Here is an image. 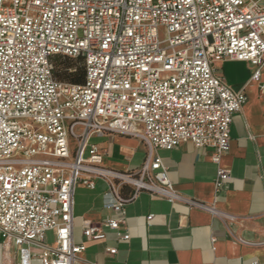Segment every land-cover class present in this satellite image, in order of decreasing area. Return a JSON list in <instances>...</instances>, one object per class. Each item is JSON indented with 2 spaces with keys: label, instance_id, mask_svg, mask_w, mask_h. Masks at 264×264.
I'll use <instances>...</instances> for the list:
<instances>
[{
  "label": "built area",
  "instance_id": "1",
  "mask_svg": "<svg viewBox=\"0 0 264 264\" xmlns=\"http://www.w3.org/2000/svg\"><path fill=\"white\" fill-rule=\"evenodd\" d=\"M57 58L80 59L84 82L57 79ZM228 60L255 66L264 90L263 0H0V232L19 250L15 264H76L86 249L73 235L76 189L99 179L114 216L85 221L86 240H104L107 229L129 240L126 207L144 191L219 215L178 193L155 152L212 147L216 195L223 190L231 173L222 157L247 102L214 70ZM92 132L139 138L143 164L105 167Z\"/></svg>",
  "mask_w": 264,
  "mask_h": 264
},
{
  "label": "crops",
  "instance_id": "2",
  "mask_svg": "<svg viewBox=\"0 0 264 264\" xmlns=\"http://www.w3.org/2000/svg\"><path fill=\"white\" fill-rule=\"evenodd\" d=\"M213 67L234 91L247 95L246 104L234 115L230 148L222 157L221 167L231 173L223 190L216 195L212 147L197 148L188 141L155 153L178 193L213 204L220 214L144 191L126 207L121 232L128 233L129 240L109 229L104 240H86L85 221L99 223L114 213L105 208L112 200L105 180H97L94 189L80 184L74 198L73 235L86 249L76 264H264V90L252 80L256 67L249 62L228 60ZM261 72L264 83V65ZM89 142L101 149L104 166L113 170L135 171L146 158L145 144L133 136L92 132ZM128 192L126 187L124 194ZM54 241L55 233L49 232L46 243ZM111 248L118 252L110 254ZM18 254L15 244L5 242L0 232V264H15ZM33 264L41 262L35 259Z\"/></svg>",
  "mask_w": 264,
  "mask_h": 264
},
{
  "label": "trees",
  "instance_id": "3",
  "mask_svg": "<svg viewBox=\"0 0 264 264\" xmlns=\"http://www.w3.org/2000/svg\"><path fill=\"white\" fill-rule=\"evenodd\" d=\"M60 65L59 72H56V78L71 83H83L85 80V68L80 59H60L57 58Z\"/></svg>",
  "mask_w": 264,
  "mask_h": 264
},
{
  "label": "rangeland",
  "instance_id": "4",
  "mask_svg": "<svg viewBox=\"0 0 264 264\" xmlns=\"http://www.w3.org/2000/svg\"><path fill=\"white\" fill-rule=\"evenodd\" d=\"M160 38H161L162 40L166 39V30H165L164 28H161V29H160ZM74 133H75L76 135L81 134V128H80V126H77V127L75 128ZM75 141H76L75 136H71V144H72L73 146H74V144H75Z\"/></svg>",
  "mask_w": 264,
  "mask_h": 264
}]
</instances>
